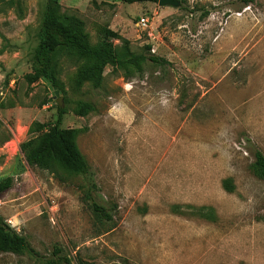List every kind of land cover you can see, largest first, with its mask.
I'll use <instances>...</instances> for the list:
<instances>
[{
    "label": "rangeland",
    "instance_id": "rangeland-1",
    "mask_svg": "<svg viewBox=\"0 0 264 264\" xmlns=\"http://www.w3.org/2000/svg\"><path fill=\"white\" fill-rule=\"evenodd\" d=\"M179 1L60 0L92 45L150 46L171 65L125 78L63 53L54 97L27 79L46 0H0V182L15 180L0 214L37 253L0 252V264H264V0ZM61 98L111 220L83 202L84 176L30 167L22 151Z\"/></svg>",
    "mask_w": 264,
    "mask_h": 264
},
{
    "label": "trees",
    "instance_id": "trees-1",
    "mask_svg": "<svg viewBox=\"0 0 264 264\" xmlns=\"http://www.w3.org/2000/svg\"><path fill=\"white\" fill-rule=\"evenodd\" d=\"M120 1L130 5L144 2L159 3V0ZM250 1L252 0H245L247 3ZM63 53L76 56L78 60H96L100 75L106 66H111L114 71H122L125 78L142 76L144 73L143 64L148 61L159 66L171 65L166 59L152 53L150 46H147V54H145L134 53L129 48H124L121 51L115 50L109 43L92 45L79 17L72 14H61L60 0H46L40 41L33 55V74L27 76L29 82L34 83L47 78L54 87H57L56 70L59 57ZM66 113V108L58 107V116L54 123L37 122L34 124L35 132L40 133L41 136L22 145L21 148L25 153L27 163L30 167L49 170L57 175L60 171L68 170L75 175L84 176L86 191L82 199L83 202L88 204L97 217L111 220L112 212L98 204L93 197L97 185L90 179L89 165L77 144L80 130L67 133L63 128V119ZM254 159L257 174L264 180V153L255 148ZM14 182L13 177L5 178L0 182V197L14 186ZM224 187L229 192L234 189L230 179L224 182ZM0 252L37 256L28 240L12 229L1 214ZM60 252V249H56L55 255H59ZM62 262L71 264L68 256H58L57 260L48 259L42 263L60 264Z\"/></svg>",
    "mask_w": 264,
    "mask_h": 264
},
{
    "label": "water",
    "instance_id": "water-1",
    "mask_svg": "<svg viewBox=\"0 0 264 264\" xmlns=\"http://www.w3.org/2000/svg\"><path fill=\"white\" fill-rule=\"evenodd\" d=\"M159 5L161 7H173V8H178L181 6V2L179 0H159ZM44 81L47 82L50 90L53 92V96H59L62 94V91L58 87H54L52 83L47 79L44 78ZM58 106L61 108L62 107V98L59 99L58 101Z\"/></svg>",
    "mask_w": 264,
    "mask_h": 264
},
{
    "label": "built area",
    "instance_id": "built-area-1",
    "mask_svg": "<svg viewBox=\"0 0 264 264\" xmlns=\"http://www.w3.org/2000/svg\"><path fill=\"white\" fill-rule=\"evenodd\" d=\"M141 22H142V25H144V26L146 25V20L145 19H142Z\"/></svg>",
    "mask_w": 264,
    "mask_h": 264
}]
</instances>
